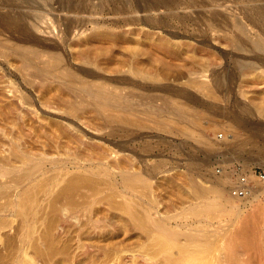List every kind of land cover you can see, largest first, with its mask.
Listing matches in <instances>:
<instances>
[{
	"label": "rangeland",
	"instance_id": "1",
	"mask_svg": "<svg viewBox=\"0 0 264 264\" xmlns=\"http://www.w3.org/2000/svg\"><path fill=\"white\" fill-rule=\"evenodd\" d=\"M45 1L27 41L0 28V165L43 157L17 200L0 174V264H264V0Z\"/></svg>",
	"mask_w": 264,
	"mask_h": 264
},
{
	"label": "bare ground",
	"instance_id": "2",
	"mask_svg": "<svg viewBox=\"0 0 264 264\" xmlns=\"http://www.w3.org/2000/svg\"><path fill=\"white\" fill-rule=\"evenodd\" d=\"M41 1H45V0H41ZM125 1H127V0H125ZM142 1L144 2V4L137 7L136 8L137 10H143V11L159 10L160 7H165V8L169 7L170 9H175V6L177 4L176 0H142ZM45 2H43V3H45ZM54 2L57 4V8L64 13H68V12L73 11V10H77L78 12H82V11L86 10V7H85L86 5L85 6H84V4L80 5V3L74 2V0L73 1H70V0H54ZM43 5L44 4H42L40 2V0H0V28H3L5 30H9V31H16L17 33H19L21 39L23 38V40L27 41L28 39H30V35L32 34L33 27L36 26L34 24V22L32 23V25H29L28 22L29 21L32 22L34 16L36 18L37 12L42 13L45 10V9L43 10V8H44ZM40 15H42V14H40ZM40 15H38V16H40ZM30 19H32V20H30ZM35 20H33V21H35ZM67 29H69V25H68ZM84 81L80 82L81 85L79 86L78 89H80L84 93V95H86L88 98L94 100V102L91 103L92 105H94V106L96 105L97 108L99 107L101 110L102 109L104 110V109H109V108H115L116 106L117 107L120 106V108H125V102L122 100V95H120V94L118 95V93H116V92L114 93L113 92L114 90L112 89L113 90L112 91L110 88L111 86L108 87V85H106L107 83L104 84V82H103L102 84H98L96 87L94 86L95 88H92L88 84V82H86V81L84 82ZM92 86H93V84H92ZM30 157H32V156H30ZM30 157L28 156L25 159L21 158L20 160H18L17 163H15V164L13 163V165H0V174H2V175L3 174H10V173H17L19 171L23 172V175L20 178V180L17 181L14 185V196H15L16 200L20 197L21 193H23L25 191L29 182L32 179H34L37 176V174H39V169L41 167L40 166V160H42L43 157L42 156L35 157V159H37V160L32 159L34 157H32V158H30ZM58 159L59 158H57V157L54 158L55 161L60 160V159L59 160ZM76 166L78 167V165H76ZM88 167H90V166H88ZM58 175H61V171H58ZM126 175H125V172L122 173V176L124 178H128V175L127 176ZM217 191H218V195L217 194L216 195L218 197V202H219L218 204H220V206L225 207V208L227 207L230 209H233L235 207L237 208V205L234 204V202L230 199L229 196L228 197H227V195L224 196L223 193H225V191H224L223 187L218 188ZM251 192L253 193V191L250 190L248 192L247 196L237 197V198L242 199V200L244 199L245 201L247 200V202H249L250 199H248V197H249V195L252 194ZM261 192H264V191L261 190ZM257 195H258V193L254 194L255 197ZM214 201H216V203H217V200H214ZM263 204H264V202H263ZM260 208L264 209V205H262ZM195 211L200 212L199 209H195ZM253 217H254V213L252 212L247 216L246 221L243 222L242 224H240V226L234 232L237 235L241 236L240 242L243 246H247V245L253 243L252 240H250V238L247 236L248 234L252 233L251 231H253L249 227V223L251 224V222L249 220ZM155 222H156V225L160 229H163V230L166 229L171 236L176 235L175 230H173L172 228H169V227L167 228V226L164 225V223H163L164 221L162 222L160 219L157 221V219H156ZM182 264H189V262L183 261Z\"/></svg>",
	"mask_w": 264,
	"mask_h": 264
},
{
	"label": "built area",
	"instance_id": "3",
	"mask_svg": "<svg viewBox=\"0 0 264 264\" xmlns=\"http://www.w3.org/2000/svg\"><path fill=\"white\" fill-rule=\"evenodd\" d=\"M261 179L264 180V174H260ZM250 187L245 184V178L240 177L237 185L231 190L232 195L235 197H245L248 195Z\"/></svg>",
	"mask_w": 264,
	"mask_h": 264
}]
</instances>
